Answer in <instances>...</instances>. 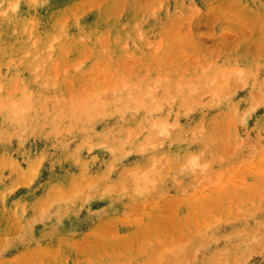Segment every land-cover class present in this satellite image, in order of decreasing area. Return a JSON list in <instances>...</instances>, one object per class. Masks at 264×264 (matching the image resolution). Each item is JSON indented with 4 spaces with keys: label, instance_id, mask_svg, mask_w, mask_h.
Masks as SVG:
<instances>
[{
    "label": "rangeland",
    "instance_id": "1",
    "mask_svg": "<svg viewBox=\"0 0 264 264\" xmlns=\"http://www.w3.org/2000/svg\"><path fill=\"white\" fill-rule=\"evenodd\" d=\"M0 264H264V0H0Z\"/></svg>",
    "mask_w": 264,
    "mask_h": 264
}]
</instances>
